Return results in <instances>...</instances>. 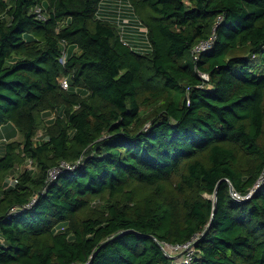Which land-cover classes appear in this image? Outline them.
Listing matches in <instances>:
<instances>
[{"label":"trees","instance_id":"obj_1","mask_svg":"<svg viewBox=\"0 0 264 264\" xmlns=\"http://www.w3.org/2000/svg\"><path fill=\"white\" fill-rule=\"evenodd\" d=\"M102 1L0 0V264H264V0Z\"/></svg>","mask_w":264,"mask_h":264},{"label":"built area","instance_id":"obj_2","mask_svg":"<svg viewBox=\"0 0 264 264\" xmlns=\"http://www.w3.org/2000/svg\"><path fill=\"white\" fill-rule=\"evenodd\" d=\"M118 6H119V10H118V15H119V13L121 12V0H119ZM34 13L36 14V16L39 20L45 19L42 7L36 6L34 8ZM127 23H128V21L123 20L118 16L117 26L120 29V33L123 34L125 32L124 26ZM143 30L145 32V29H143ZM214 40H215V35H213L208 40L199 42L193 49L194 59L197 60L198 57L200 56V54L210 50L211 47L213 46ZM62 44L64 45V43H62ZM65 58H66V54L64 51H62V56L59 59V62L61 64H64ZM200 77L204 81H208V75L200 74ZM60 86L62 89L67 90L69 88L68 80L66 78H62L60 80ZM29 167L31 168L30 165H29ZM71 170H74V167L70 166L67 163L62 162L58 167L53 168L50 171H48V174H47L48 181L52 182V181L56 180L62 172L71 171ZM263 180L264 179L260 178L258 183L254 186V188L245 197H240L236 193H232V196L237 201H242V200L248 199L252 195V193L257 188H259L260 183L263 182ZM17 182H18L17 177L12 176V177H9L7 179L6 184H7V186H15L17 184ZM34 202H35V199H32L30 205L33 204ZM14 211H15V208H12L11 212H14ZM195 240H196V237H194L190 241H187V242L182 243V244H169V243H165V242H160L159 246L167 258L174 259L179 264H189L193 260V258L195 257V253H196V251L194 249Z\"/></svg>","mask_w":264,"mask_h":264},{"label":"crops","instance_id":"obj_3","mask_svg":"<svg viewBox=\"0 0 264 264\" xmlns=\"http://www.w3.org/2000/svg\"><path fill=\"white\" fill-rule=\"evenodd\" d=\"M116 0H103L100 5V10L98 12V16L101 18H105L108 20H114L118 19V10L119 6L118 4H114ZM122 0H121V18L123 20H126L129 22V27L127 28L128 34L130 38L134 41L135 39L138 40V42L135 44L137 48L144 45L142 42V38L138 36V33L136 32V23L132 21V11L129 5L128 0H124V7H122ZM119 3V0H118ZM144 28H139L140 31L144 32ZM145 46V45H144Z\"/></svg>","mask_w":264,"mask_h":264},{"label":"rangeland","instance_id":"obj_4","mask_svg":"<svg viewBox=\"0 0 264 264\" xmlns=\"http://www.w3.org/2000/svg\"><path fill=\"white\" fill-rule=\"evenodd\" d=\"M122 7H124V0H122ZM114 4H118V0H116L114 2ZM136 28L138 29V31L140 32L139 28H141L139 25L136 24ZM141 33V32H140ZM145 37V36H144ZM142 42L144 43V45L140 46L139 48H136L139 52H144V51H148L149 50V45L147 43V41H145V38H142ZM63 110L60 109L58 111V114L62 115L63 114ZM54 115H52L51 117H53ZM147 127V125H146ZM18 140L21 141L22 140V136L21 134L11 125H4L0 128V156L4 154V145L7 141L9 140Z\"/></svg>","mask_w":264,"mask_h":264},{"label":"water","instance_id":"obj_5","mask_svg":"<svg viewBox=\"0 0 264 264\" xmlns=\"http://www.w3.org/2000/svg\"><path fill=\"white\" fill-rule=\"evenodd\" d=\"M262 179H264V170H263V173H262V176H261ZM232 191V190H231ZM216 203H217V200H216V197L214 198V201H213V214H212V218H213V215H214V212H215V208H216ZM211 218V219H212Z\"/></svg>","mask_w":264,"mask_h":264}]
</instances>
